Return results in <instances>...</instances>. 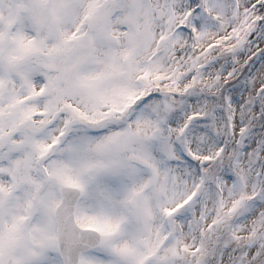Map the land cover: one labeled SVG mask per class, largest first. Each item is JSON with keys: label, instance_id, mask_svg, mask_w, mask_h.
Here are the masks:
<instances>
[{"label": "snow or ice", "instance_id": "obj_1", "mask_svg": "<svg viewBox=\"0 0 264 264\" xmlns=\"http://www.w3.org/2000/svg\"><path fill=\"white\" fill-rule=\"evenodd\" d=\"M0 264H264V0H0Z\"/></svg>", "mask_w": 264, "mask_h": 264}]
</instances>
